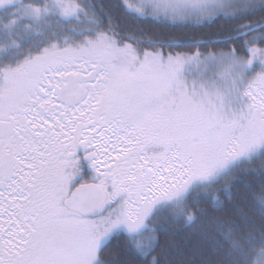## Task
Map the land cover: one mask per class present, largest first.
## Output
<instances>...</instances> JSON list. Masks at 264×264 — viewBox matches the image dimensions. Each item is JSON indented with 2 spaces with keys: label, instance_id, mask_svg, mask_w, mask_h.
<instances>
[{
  "label": "snow or ice",
  "instance_id": "6c2138e0",
  "mask_svg": "<svg viewBox=\"0 0 264 264\" xmlns=\"http://www.w3.org/2000/svg\"><path fill=\"white\" fill-rule=\"evenodd\" d=\"M0 264H264V0H0Z\"/></svg>",
  "mask_w": 264,
  "mask_h": 264
}]
</instances>
